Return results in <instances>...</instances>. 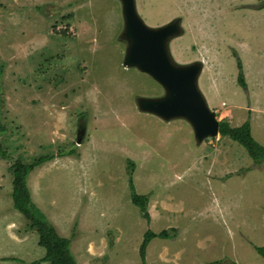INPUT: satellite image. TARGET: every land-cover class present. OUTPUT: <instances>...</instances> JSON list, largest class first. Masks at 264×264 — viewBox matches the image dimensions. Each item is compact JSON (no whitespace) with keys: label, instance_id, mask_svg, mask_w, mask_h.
<instances>
[{"label":"rangeland","instance_id":"rangeland-1","mask_svg":"<svg viewBox=\"0 0 264 264\" xmlns=\"http://www.w3.org/2000/svg\"><path fill=\"white\" fill-rule=\"evenodd\" d=\"M135 5L149 28L178 19L173 61L201 63L198 89L217 121L248 122L264 147V0ZM123 27L119 0H0V264H47L11 198L12 164L41 156L54 159L27 188L74 264H142L147 231L168 239L148 245L144 264H264V162L229 138L197 143L185 120L139 112V98L163 90L123 66Z\"/></svg>","mask_w":264,"mask_h":264},{"label":"water","instance_id":"water-1","mask_svg":"<svg viewBox=\"0 0 264 264\" xmlns=\"http://www.w3.org/2000/svg\"><path fill=\"white\" fill-rule=\"evenodd\" d=\"M124 23L122 40L127 49L123 66L149 76L163 90L159 98H139L138 110L169 122L185 120L192 128L197 143L218 137L219 122L198 89L202 71L199 62L176 64L169 50L171 40L182 35L178 19L159 28L147 27L136 11L135 0H119ZM78 130L76 144L84 133Z\"/></svg>","mask_w":264,"mask_h":264},{"label":"trees","instance_id":"trees-1","mask_svg":"<svg viewBox=\"0 0 264 264\" xmlns=\"http://www.w3.org/2000/svg\"><path fill=\"white\" fill-rule=\"evenodd\" d=\"M237 68L241 70L240 62L237 63ZM237 83L242 88L245 87V81L241 73L237 78ZM2 130L1 128L0 132ZM250 132V124L248 122L239 128H230L224 122H219L218 134L221 138H229L233 142L241 145L246 149L248 155L255 163H258L257 161L264 162V147H261L253 140ZM73 154V151H69L64 154L60 153L59 157L71 156ZM53 159L54 157L51 156H41L33 160L30 164H23L21 162L12 164L10 170L13 175L11 194L13 209L25 217L29 224V230L37 232L39 236L38 245L45 250L46 254L38 263L74 264V260L69 252V241L60 238L54 226L45 220L43 214L32 203L31 195L27 188V179L30 174ZM129 189L131 203L143 212L145 219L149 220V215L146 213L145 208L147 197L136 195L131 182ZM156 238L165 240L168 239V235L166 232L155 234L151 231H147L144 234L139 248V256L142 264L145 262L146 248ZM255 251L264 259V249L255 248Z\"/></svg>","mask_w":264,"mask_h":264},{"label":"flooded vegetation","instance_id":"flooded-vegetation-1","mask_svg":"<svg viewBox=\"0 0 264 264\" xmlns=\"http://www.w3.org/2000/svg\"><path fill=\"white\" fill-rule=\"evenodd\" d=\"M80 122H82V123H78L77 124V128L79 129H81V128H86L85 126H84V121H80ZM83 126V127H82Z\"/></svg>","mask_w":264,"mask_h":264},{"label":"crops","instance_id":"crops-1","mask_svg":"<svg viewBox=\"0 0 264 264\" xmlns=\"http://www.w3.org/2000/svg\"><path fill=\"white\" fill-rule=\"evenodd\" d=\"M219 139H221V137L218 135ZM223 139V138H222ZM220 154V152L218 153V155ZM259 163V162H258Z\"/></svg>","mask_w":264,"mask_h":264},{"label":"bare ground","instance_id":"bare-ground-1","mask_svg":"<svg viewBox=\"0 0 264 264\" xmlns=\"http://www.w3.org/2000/svg\"><path fill=\"white\" fill-rule=\"evenodd\" d=\"M179 38V37H178ZM176 39V38H175Z\"/></svg>","mask_w":264,"mask_h":264},{"label":"clouds","instance_id":"clouds-1","mask_svg":"<svg viewBox=\"0 0 264 264\" xmlns=\"http://www.w3.org/2000/svg\"><path fill=\"white\" fill-rule=\"evenodd\" d=\"M171 55V54H170ZM133 69V68H132Z\"/></svg>","mask_w":264,"mask_h":264}]
</instances>
